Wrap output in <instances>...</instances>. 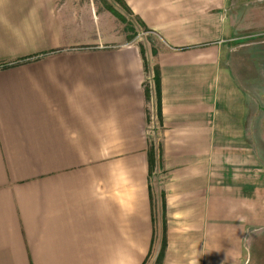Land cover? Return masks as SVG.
I'll use <instances>...</instances> for the list:
<instances>
[{"label":"crops","instance_id":"obj_1","mask_svg":"<svg viewBox=\"0 0 264 264\" xmlns=\"http://www.w3.org/2000/svg\"><path fill=\"white\" fill-rule=\"evenodd\" d=\"M124 2L162 43L158 187L116 17L0 0V264H261L264 0Z\"/></svg>","mask_w":264,"mask_h":264},{"label":"rangeland","instance_id":"obj_2","mask_svg":"<svg viewBox=\"0 0 264 264\" xmlns=\"http://www.w3.org/2000/svg\"><path fill=\"white\" fill-rule=\"evenodd\" d=\"M81 6H94L96 9H106L112 8L115 16L111 11L112 15L116 17L119 24L118 30L122 32L124 36V42H133L139 48H142L146 57L147 70L145 79V88L150 90L151 98L146 103V117H147V130L149 132L148 141L150 146L158 147V133L160 130L158 117L156 115V97L153 81V69L156 67L152 56L153 52L161 46L160 39L157 35L152 32L147 31L138 21L137 17L131 14L125 7L115 0H78ZM158 170L153 171L150 175V181L152 186L158 187V182L160 181ZM264 255H258L259 263L264 264Z\"/></svg>","mask_w":264,"mask_h":264},{"label":"trees","instance_id":"obj_3","mask_svg":"<svg viewBox=\"0 0 264 264\" xmlns=\"http://www.w3.org/2000/svg\"><path fill=\"white\" fill-rule=\"evenodd\" d=\"M118 3H120L123 7L126 8V10H128L131 14H133L131 12V10L129 9V7L127 6V4L124 2V0H115ZM110 9V11L117 16L113 11L112 8H108ZM118 17V16H117ZM138 21L140 22V24L149 32H152L138 17H137ZM140 49V53L144 59V63H145V67L147 70V62H146V57L144 54V51L142 48ZM157 52V50L155 49L153 54L155 55ZM156 67L153 69V81H154V89H155V96H156V106H157V117L159 122H162V112H161V88H160V73H159V68L157 65H155ZM146 99H149V89H146ZM148 163H149V174L151 175L154 168H155V164H156V153L154 150V146H149L148 147ZM164 244V242H163Z\"/></svg>","mask_w":264,"mask_h":264}]
</instances>
